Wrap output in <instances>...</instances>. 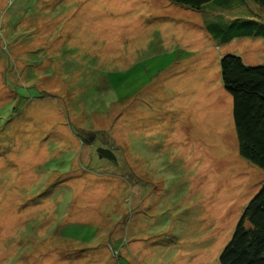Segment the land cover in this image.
I'll return each mask as SVG.
<instances>
[{
    "label": "rangeland",
    "instance_id": "1",
    "mask_svg": "<svg viewBox=\"0 0 264 264\" xmlns=\"http://www.w3.org/2000/svg\"><path fill=\"white\" fill-rule=\"evenodd\" d=\"M262 9L0 0V264H219L264 181L219 59L264 40L209 27Z\"/></svg>",
    "mask_w": 264,
    "mask_h": 264
},
{
    "label": "trees",
    "instance_id": "2",
    "mask_svg": "<svg viewBox=\"0 0 264 264\" xmlns=\"http://www.w3.org/2000/svg\"><path fill=\"white\" fill-rule=\"evenodd\" d=\"M199 10L214 2L226 6L231 0H170ZM264 9V0H251ZM241 20V19H240ZM226 29H209L225 41L239 37H260L264 25L253 20L234 22ZM221 82L232 99V119L239 155L264 169V66H247L240 57L219 59ZM219 264H264V181L243 209L234 231L218 256Z\"/></svg>",
    "mask_w": 264,
    "mask_h": 264
},
{
    "label": "water",
    "instance_id": "3",
    "mask_svg": "<svg viewBox=\"0 0 264 264\" xmlns=\"http://www.w3.org/2000/svg\"><path fill=\"white\" fill-rule=\"evenodd\" d=\"M98 156L100 158H105L108 159L110 161H114L115 157L113 156V154L111 153V151L109 149H104V148H99L97 150Z\"/></svg>",
    "mask_w": 264,
    "mask_h": 264
},
{
    "label": "crops",
    "instance_id": "4",
    "mask_svg": "<svg viewBox=\"0 0 264 264\" xmlns=\"http://www.w3.org/2000/svg\"><path fill=\"white\" fill-rule=\"evenodd\" d=\"M259 9V7H255V10H257V9ZM263 10V9H262ZM252 12V11H251ZM254 15H256L259 19H261V21H263V19H262V17L259 15V14H256V13H254V12H252ZM238 19H241V20H247L248 18L247 17H240V18H238ZM253 21H255V20H253ZM259 22V21H256L258 24H262V25H264V23L263 22ZM242 61H244L243 59H241ZM244 64V63H243ZM235 131V130H234ZM235 137H236V134H235ZM237 140V139H236Z\"/></svg>",
    "mask_w": 264,
    "mask_h": 264
},
{
    "label": "bare ground",
    "instance_id": "5",
    "mask_svg": "<svg viewBox=\"0 0 264 264\" xmlns=\"http://www.w3.org/2000/svg\"><path fill=\"white\" fill-rule=\"evenodd\" d=\"M46 111H47V109H46ZM49 111V110H48ZM55 116V115H54ZM28 151H26V154L25 155H23L24 156V159L27 157V154L29 155V153H27ZM24 153H25V151H24ZM22 154H23V152H22ZM30 155H33V154H30ZM40 155V154H39ZM30 157V156H29ZM30 158H32V160L30 159ZM30 158H28L27 159V161H29V159H30V162H33L34 160H33V157H30ZM18 159V158H17ZM23 159V160H24ZM36 159V158H35ZM38 159V158H37ZM26 160V159H25ZM36 161H38V160H35L34 162H36ZM98 195V194H97ZM91 196V195H90ZM94 196V195H93ZM94 215L96 216V214L94 213ZM94 217V216H93ZM95 218V217H94Z\"/></svg>",
    "mask_w": 264,
    "mask_h": 264
}]
</instances>
